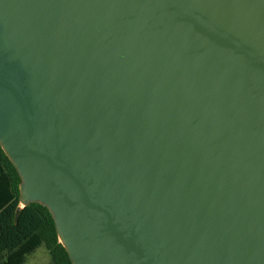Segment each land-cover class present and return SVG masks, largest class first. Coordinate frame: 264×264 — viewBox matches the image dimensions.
I'll return each mask as SVG.
<instances>
[{
    "label": "water",
    "instance_id": "water-1",
    "mask_svg": "<svg viewBox=\"0 0 264 264\" xmlns=\"http://www.w3.org/2000/svg\"><path fill=\"white\" fill-rule=\"evenodd\" d=\"M0 145L72 264H264V0H0Z\"/></svg>",
    "mask_w": 264,
    "mask_h": 264
},
{
    "label": "trees",
    "instance_id": "trees-1",
    "mask_svg": "<svg viewBox=\"0 0 264 264\" xmlns=\"http://www.w3.org/2000/svg\"><path fill=\"white\" fill-rule=\"evenodd\" d=\"M21 176L0 145V264H25L30 254L45 246L50 264H72L59 239L47 206L20 201Z\"/></svg>",
    "mask_w": 264,
    "mask_h": 264
},
{
    "label": "rangeland",
    "instance_id": "rangeland-1",
    "mask_svg": "<svg viewBox=\"0 0 264 264\" xmlns=\"http://www.w3.org/2000/svg\"><path fill=\"white\" fill-rule=\"evenodd\" d=\"M51 255L45 246L39 247L35 252L30 254L25 264H50Z\"/></svg>",
    "mask_w": 264,
    "mask_h": 264
}]
</instances>
